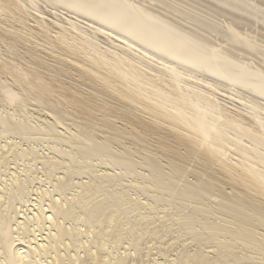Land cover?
Masks as SVG:
<instances>
[{"label":"bare ground","instance_id":"1","mask_svg":"<svg viewBox=\"0 0 264 264\" xmlns=\"http://www.w3.org/2000/svg\"><path fill=\"white\" fill-rule=\"evenodd\" d=\"M0 107V264H264V0H0Z\"/></svg>","mask_w":264,"mask_h":264},{"label":"rangeland","instance_id":"2","mask_svg":"<svg viewBox=\"0 0 264 264\" xmlns=\"http://www.w3.org/2000/svg\"><path fill=\"white\" fill-rule=\"evenodd\" d=\"M45 18H47V16L45 17ZM221 94V93H220ZM222 95V94H221ZM224 96L226 97L227 95L226 94H224ZM225 100H226V98H225ZM226 101H230V99L228 98V100H226ZM0 110H2L3 112H5V110H4V108L3 107H0ZM2 111H0V112H2ZM2 112V113H3ZM47 144V142L46 141H43V143L41 142L40 144H39V146L40 145H42L41 146V148L44 150V151H46V150H48V149H46V147H44L45 145ZM44 145V146H43ZM50 151V150H49ZM98 162V161H97ZM100 165V164H99ZM20 167H23V166H20ZM95 167L97 168H99V166L98 165H95ZM128 179H130L129 177H128ZM126 182H127V180H126ZM128 188V187H127ZM131 192H135V190H132V191H130V193ZM135 231H136V233H138L139 234V231L138 230H136L135 229ZM138 231V232H137ZM138 234H135L136 236H139ZM166 239H167V237H165ZM147 239H149V237L147 238ZM160 240V239H159ZM164 240V239H163ZM153 241H155V240H153ZM171 241V240H170ZM151 244H152V241H151ZM172 250V249H171ZM170 250V252H172L171 254H174V252H176V251H171ZM154 251H156V250H154ZM155 257H159V256H157V255H155Z\"/></svg>","mask_w":264,"mask_h":264}]
</instances>
